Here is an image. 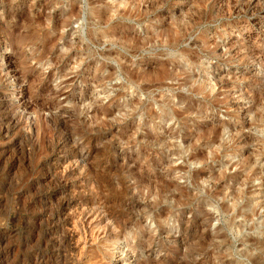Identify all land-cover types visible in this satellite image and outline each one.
<instances>
[{"label":"rangeland","instance_id":"1","mask_svg":"<svg viewBox=\"0 0 264 264\" xmlns=\"http://www.w3.org/2000/svg\"><path fill=\"white\" fill-rule=\"evenodd\" d=\"M0 264H264V0H0Z\"/></svg>","mask_w":264,"mask_h":264},{"label":"bare ground","instance_id":"2","mask_svg":"<svg viewBox=\"0 0 264 264\" xmlns=\"http://www.w3.org/2000/svg\"><path fill=\"white\" fill-rule=\"evenodd\" d=\"M67 170H68V169H67ZM77 209H78V208H77ZM91 210H92V209H91ZM92 211H93V210H92ZM92 211H91L90 215H86V216H85V218H86V220H87L86 222L88 223V225H90V228H91L92 223L95 222L94 219H98V216H99V215H96V216H95V214L93 215ZM79 214H80V215H79ZM79 214H78L79 216H82V217L84 216L83 213H79ZM85 214H86V213H85ZM100 216H101V215H100ZM101 217H102V216H101ZM99 219H100V217H99ZM99 219H98V221H99ZM96 223H97V222H96ZM86 225H87V224H86ZM94 225H95V224H93L92 226H94ZM92 228H93V227H92ZM92 228H91V229H92ZM100 231H101V230H100Z\"/></svg>","mask_w":264,"mask_h":264}]
</instances>
